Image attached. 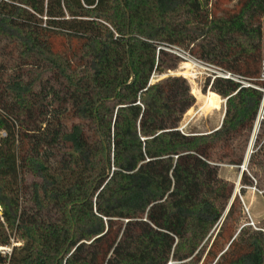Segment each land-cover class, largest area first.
I'll return each mask as SVG.
<instances>
[{
  "label": "trees",
  "instance_id": "1",
  "mask_svg": "<svg viewBox=\"0 0 264 264\" xmlns=\"http://www.w3.org/2000/svg\"><path fill=\"white\" fill-rule=\"evenodd\" d=\"M263 23L264 0H0V264H264L218 168L263 105ZM168 44L251 83L214 80L220 126L179 129Z\"/></svg>",
  "mask_w": 264,
  "mask_h": 264
},
{
  "label": "rangeland",
  "instance_id": "2",
  "mask_svg": "<svg viewBox=\"0 0 264 264\" xmlns=\"http://www.w3.org/2000/svg\"><path fill=\"white\" fill-rule=\"evenodd\" d=\"M262 47L264 60V36ZM191 68H198V66L189 64L187 61L181 59L179 67L176 70H171L170 73H168L172 75H182L180 72L185 71L186 78L188 77L187 79L191 85L192 94L196 97L195 105L184 115L180 127L185 125L184 131L196 130L208 132L220 125L219 123L225 111L226 101L223 97L216 95L211 89H209L210 81L209 85L207 84V86H205L210 75V72L207 70V68L198 69L199 72L195 78L189 75V72L192 70ZM166 75L167 74L155 75L154 80ZM263 118V113L259 111L254 123V127L249 133L247 141L242 143V137H240L235 142V147L237 149L244 147V160L242 164L239 166L230 164L227 163V160L218 162L219 176L234 184V192L235 189L238 190L236 196L240 197L241 203L243 205V216L239 222V225L249 221L250 218H252L258 226L264 222V168L261 167L260 163L263 157L261 151L264 148V124L262 123V120L264 121ZM249 148L251 150L250 156L253 154L254 157L252 163H250V156L246 161V154L248 153L247 151ZM244 173L249 176L251 180L250 182H243L242 176ZM35 179L36 178L30 173L25 175V180L27 182H31ZM19 244L20 242H13L10 246L0 245V247H6L5 249L0 250V254L10 255L13 245Z\"/></svg>",
  "mask_w": 264,
  "mask_h": 264
},
{
  "label": "built area",
  "instance_id": "3",
  "mask_svg": "<svg viewBox=\"0 0 264 264\" xmlns=\"http://www.w3.org/2000/svg\"><path fill=\"white\" fill-rule=\"evenodd\" d=\"M159 48H163L164 50L169 51V52L179 56V58L187 61V63H189V64L197 65L198 68H191L192 70L189 72V75L192 76L193 78L197 77L198 72H199L198 69H206L207 68V70H209V72H210V75L208 78L210 81L209 89H211V85L216 78L232 79L234 81H239V82L243 83L244 85H251V83L243 80L241 76L234 74L230 71H227L223 67H221L217 64H214L212 62H208L204 59H201L200 57L192 54L189 50L184 49L180 46L168 44V45L160 46ZM262 68H263L262 78L264 79V60L262 62ZM180 74H182V76L186 77L185 71L180 72ZM225 101H226V99H225ZM263 102H264V97H263ZM184 128H185V125L179 127V129L181 131H184ZM6 135H7L6 131L0 130V137H4ZM114 169H115V167L112 166L111 170L113 171ZM247 225L252 226L255 229H259V226L256 225V223L254 222V220L252 218H250V220L247 222ZM5 248L6 247L2 246V247H0V250L5 249Z\"/></svg>",
  "mask_w": 264,
  "mask_h": 264
},
{
  "label": "bare ground",
  "instance_id": "4",
  "mask_svg": "<svg viewBox=\"0 0 264 264\" xmlns=\"http://www.w3.org/2000/svg\"><path fill=\"white\" fill-rule=\"evenodd\" d=\"M264 109V102H263V105H262V107H261V110H260V112L262 113V110ZM248 153L246 154V161L248 160V158H249V156H250V152H251V150H250V148H249V150L247 151ZM237 189H235V193H237Z\"/></svg>",
  "mask_w": 264,
  "mask_h": 264
},
{
  "label": "water",
  "instance_id": "5",
  "mask_svg": "<svg viewBox=\"0 0 264 264\" xmlns=\"http://www.w3.org/2000/svg\"><path fill=\"white\" fill-rule=\"evenodd\" d=\"M224 113H225V112H224ZM262 113H263V110H262ZM235 196H236V193L234 192V195H233V197H232L231 200H230V203H229L228 208L230 207L231 203L233 202Z\"/></svg>",
  "mask_w": 264,
  "mask_h": 264
},
{
  "label": "crops",
  "instance_id": "6",
  "mask_svg": "<svg viewBox=\"0 0 264 264\" xmlns=\"http://www.w3.org/2000/svg\"><path fill=\"white\" fill-rule=\"evenodd\" d=\"M217 109V108H216ZM225 112V111H224ZM223 115H224V113H223ZM222 118H223V116H222ZM222 118H221V121H220V123L219 124H221V122H222ZM220 126V125H219ZM241 175V174H240Z\"/></svg>",
  "mask_w": 264,
  "mask_h": 264
}]
</instances>
